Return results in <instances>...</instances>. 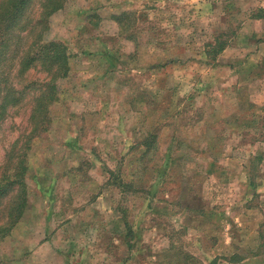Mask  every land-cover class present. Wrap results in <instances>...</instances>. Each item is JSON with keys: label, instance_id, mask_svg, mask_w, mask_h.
I'll list each match as a JSON object with an SVG mask.
<instances>
[{"label": "rangeland", "instance_id": "obj_1", "mask_svg": "<svg viewBox=\"0 0 264 264\" xmlns=\"http://www.w3.org/2000/svg\"><path fill=\"white\" fill-rule=\"evenodd\" d=\"M11 2L0 264H264V0Z\"/></svg>", "mask_w": 264, "mask_h": 264}, {"label": "trees", "instance_id": "obj_2", "mask_svg": "<svg viewBox=\"0 0 264 264\" xmlns=\"http://www.w3.org/2000/svg\"><path fill=\"white\" fill-rule=\"evenodd\" d=\"M27 0H12L10 7L8 8V10L6 11V16L9 18L10 21H12V18H14L16 11L18 9H20L24 3H26ZM249 19H254V20H264V8L261 7H257L254 10H252L249 14ZM55 44V45H54ZM54 44H50L48 46L45 47L46 53L49 55V57H41L39 59H43L44 61H48L50 60L53 64L55 62H58V64L61 65V68H63L62 70V76L65 74L66 72V65H65V61L67 59V55L64 54V47H61V45H59V43H54ZM208 48L211 49V52L213 53L214 56H217L218 54H220L224 48L226 47V44L224 42H221L219 40V38H215L213 39V43L212 45H207ZM27 62H31L32 58H26ZM24 66H26L25 64H22ZM150 138H152L150 136ZM16 168H15V174L13 175V182L11 185H15L17 188L15 189L16 191V204L13 206L8 218L10 221V224L13 225L19 218V215L21 213V209L24 206V185L22 182V173H23V167L21 165V160L16 164ZM7 188V187H6ZM3 188H0V196L1 193H3Z\"/></svg>", "mask_w": 264, "mask_h": 264}]
</instances>
